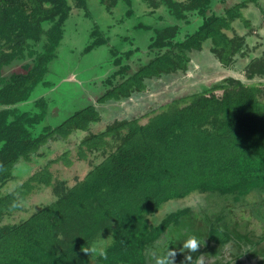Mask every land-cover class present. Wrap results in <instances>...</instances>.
<instances>
[{"label":"trees","instance_id":"16d2710c","mask_svg":"<svg viewBox=\"0 0 264 264\" xmlns=\"http://www.w3.org/2000/svg\"><path fill=\"white\" fill-rule=\"evenodd\" d=\"M89 1L0 0V225L34 191L51 189L53 197L28 219L0 226V264H152L168 255L169 247L177 253L175 264H198L203 257L230 264L220 257L229 245L239 251L237 264L243 257L264 264V234L257 236L243 217L255 216L256 209L250 212L255 206L264 210V85L229 77L173 100L146 124L116 120L100 133L90 132L103 120L94 105L59 121L49 115L59 97L50 91L51 66L67 20L73 10L88 11ZM99 1L109 12L126 2V15H135L131 0ZM140 2L154 12L166 7L173 20L155 29L148 49L154 57L135 71L125 60L140 50L124 56L112 50L110 63L117 70L99 82L106 92L98 107L144 93L149 82L189 73L192 55L207 43L226 69L239 57H251L248 37L234 24L244 22L253 32L243 10L259 0L225 11L215 9L214 0ZM184 26L194 31L182 35ZM106 44L100 40L88 50ZM15 64L19 69L6 73ZM246 76L264 78V51L248 63ZM76 132L89 133L77 147L76 159L91 166L82 180L69 185L46 166L15 192L2 193L19 164L32 163L50 142H69ZM70 156L66 152L55 163L72 166ZM197 193L210 201L208 209L165 213ZM189 234L205 241L195 253L182 251ZM165 236L171 240L164 248ZM86 243L106 248L108 259L84 254Z\"/></svg>","mask_w":264,"mask_h":264},{"label":"rangeland","instance_id":"374dc122","mask_svg":"<svg viewBox=\"0 0 264 264\" xmlns=\"http://www.w3.org/2000/svg\"><path fill=\"white\" fill-rule=\"evenodd\" d=\"M132 1L134 17L126 15L129 8L125 4L126 2H121L112 12L100 6L99 0H90L88 11L73 10L74 12L65 24L64 37L57 52L58 58L51 66L53 74L49 80L52 84L50 91L51 93H56L59 97L57 98L58 103L54 105L55 107L50 108L49 115L54 113L59 121H62L70 117L75 109L94 105L99 108L103 120L99 124L92 125L90 132L100 133L116 120L138 118L141 119L142 124H146L155 112H159L162 107L173 100L201 92L229 77L239 79L249 85H264V78L248 80L246 76L248 63L253 57L264 51V0H259V4L250 3L249 7L243 10V16L250 21L253 32L245 26L244 22L237 21L234 24L239 33L248 37L247 41L251 57H239L232 68L226 69L210 53V44L207 43L202 52L192 55L189 73L149 82L148 90L144 93L135 95L121 103L110 102L98 107L97 101L106 92L99 82L101 79L105 80L107 75L117 70L110 63L111 58L113 59L114 57L112 50L119 51L122 56L130 50H140L129 61L125 60V63L133 65V71H135L137 67L153 59V55H150L146 46L149 44L155 29L159 26L167 25L173 20L164 6L154 12L149 10L144 2L141 3L140 0ZM242 1L245 0H214V8L218 11H225L229 6L233 7ZM196 20L197 22L199 21L197 18ZM139 23L152 28L150 31H143L142 28L136 29L135 26ZM190 31H194V26H184L182 35ZM93 34H97V38ZM100 40H105L107 44L90 52L88 47ZM19 67L20 65L15 64L8 68L6 73L14 72ZM96 82H98L99 86L95 88L94 84ZM44 91L41 92V95ZM51 93H48V95L52 97ZM70 93L76 96V99ZM20 107L26 109L28 104H23ZM38 131L40 132V128ZM88 134L76 132L69 142H50L41 150V155L34 157L32 163H21L16 167L15 179L2 189V193L15 192L35 172L46 166H49L55 178L65 180L69 185H74L78 180H82L91 170V166L86 161L76 159L77 147ZM66 152L71 153L70 157L74 162L73 165L67 166L64 162L55 163V160ZM52 198L51 189L34 191L28 197L20 200L21 209L5 217L0 226L20 223L28 219L34 212L40 210L42 206L51 203ZM210 206L211 204L207 197L197 193L182 202L172 204L165 210V213L186 207H191L195 211L206 210ZM255 207L250 209L252 214L255 209L257 215L264 213V210L260 208L262 206ZM255 216L246 212L243 217L251 222L249 229L257 236H262L264 234V218ZM165 238L168 240L169 237L165 236ZM170 240L165 245L161 241L164 248L166 246L169 247L170 243L168 244V242ZM160 248L163 247L160 246ZM152 264H156V262Z\"/></svg>","mask_w":264,"mask_h":264},{"label":"clouds","instance_id":"9594fccd","mask_svg":"<svg viewBox=\"0 0 264 264\" xmlns=\"http://www.w3.org/2000/svg\"><path fill=\"white\" fill-rule=\"evenodd\" d=\"M101 237L102 233H101ZM108 237L107 239H109ZM105 239V238H103ZM87 242V241H86ZM205 241L201 240L197 235L195 234H189L187 239L183 241L182 243V251L187 250L188 252L195 253L197 252L202 245H204ZM81 251L84 254H89L90 258L91 257H100L103 258L104 260L108 259V252L107 249L104 248L103 246H99L96 243H93L92 245H89L86 243V246H84ZM177 253L172 247H169L168 249V255L164 256L161 259H158L156 264H175V257ZM188 261H191V256H187L185 258Z\"/></svg>","mask_w":264,"mask_h":264},{"label":"crops","instance_id":"0c3cea01","mask_svg":"<svg viewBox=\"0 0 264 264\" xmlns=\"http://www.w3.org/2000/svg\"><path fill=\"white\" fill-rule=\"evenodd\" d=\"M238 253L239 251L237 249H235L233 246L229 245L227 248L224 249V251L221 253L220 257L221 259L225 258V263L226 262H232L230 264H237L239 260H237L236 258L238 257ZM240 262L242 264H261V260H254V261H248V259L246 257L244 258H240ZM216 260L214 258L209 259L207 257H203L198 264H214Z\"/></svg>","mask_w":264,"mask_h":264},{"label":"flooded vegetation","instance_id":"af4514ba","mask_svg":"<svg viewBox=\"0 0 264 264\" xmlns=\"http://www.w3.org/2000/svg\"><path fill=\"white\" fill-rule=\"evenodd\" d=\"M150 42H151V41H150ZM150 42H149V44L146 46V49H147V50L149 49ZM148 52L150 53L149 50H148ZM150 55H153V57H154V54L150 53ZM243 258H244V257H243Z\"/></svg>","mask_w":264,"mask_h":264}]
</instances>
